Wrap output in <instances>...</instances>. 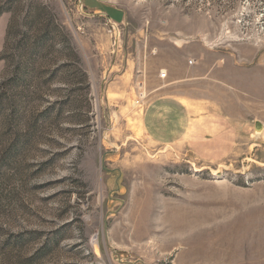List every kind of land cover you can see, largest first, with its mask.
Returning <instances> with one entry per match:
<instances>
[{"label":"rangeland","instance_id":"rangeland-1","mask_svg":"<svg viewBox=\"0 0 264 264\" xmlns=\"http://www.w3.org/2000/svg\"><path fill=\"white\" fill-rule=\"evenodd\" d=\"M0 264H264V0H0Z\"/></svg>","mask_w":264,"mask_h":264},{"label":"crops","instance_id":"crops-1","mask_svg":"<svg viewBox=\"0 0 264 264\" xmlns=\"http://www.w3.org/2000/svg\"><path fill=\"white\" fill-rule=\"evenodd\" d=\"M92 10H93V11H98V10L100 11L101 9H100V8H97V7H94ZM105 14H106V15H109V13H107V12H105ZM110 16L113 17L111 14H110ZM122 17H123V15H120V17H117V18L115 17V18H116V19H119V18H122ZM166 76H167V73H166ZM172 83H174V82H172V81H171V82H168V83H167V86L172 85ZM168 84H169V85H168ZM165 86H166V85H165ZM162 87H163V86H162ZM160 88H161V87H160ZM160 96H161V94H160L158 97H160ZM158 97H157V98H158Z\"/></svg>","mask_w":264,"mask_h":264},{"label":"built area","instance_id":"built-area-1","mask_svg":"<svg viewBox=\"0 0 264 264\" xmlns=\"http://www.w3.org/2000/svg\"><path fill=\"white\" fill-rule=\"evenodd\" d=\"M110 24H111L112 28H116V25L114 23L110 22ZM159 76H160V78L166 77V72H161L159 74Z\"/></svg>","mask_w":264,"mask_h":264},{"label":"water","instance_id":"water-1","mask_svg":"<svg viewBox=\"0 0 264 264\" xmlns=\"http://www.w3.org/2000/svg\"><path fill=\"white\" fill-rule=\"evenodd\" d=\"M255 131H261V124L258 121L255 123Z\"/></svg>","mask_w":264,"mask_h":264},{"label":"bare ground","instance_id":"bare-ground-1","mask_svg":"<svg viewBox=\"0 0 264 264\" xmlns=\"http://www.w3.org/2000/svg\"><path fill=\"white\" fill-rule=\"evenodd\" d=\"M256 132H258V131H256ZM199 255H200V254H199ZM199 255H198V256H199Z\"/></svg>","mask_w":264,"mask_h":264}]
</instances>
